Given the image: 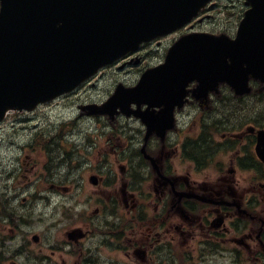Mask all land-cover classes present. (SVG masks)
Here are the masks:
<instances>
[{"label":"flooded vegetation","instance_id":"obj_1","mask_svg":"<svg viewBox=\"0 0 264 264\" xmlns=\"http://www.w3.org/2000/svg\"><path fill=\"white\" fill-rule=\"evenodd\" d=\"M225 33L235 36L234 30ZM138 54L126 56L122 65L138 68L133 73L141 76L144 58ZM251 87L237 95L225 84L207 90L190 83L183 101L174 100L164 116L165 124L174 121L173 130L164 139L153 134L146 146L142 121L128 118L141 126L137 144L110 143L115 148L110 169H101L107 158L102 161L100 153L87 185L66 189L72 227L69 240L62 241L66 257L58 264H264V83L255 80ZM92 117L116 121L115 128L127 119ZM35 145L40 164L49 168L47 139ZM19 218L5 240L20 237L25 244L13 250L11 264H21L15 257H31L29 236L34 244L42 242L27 232L31 222L22 227ZM1 221L14 223L9 216ZM75 229L81 231L72 234Z\"/></svg>","mask_w":264,"mask_h":264},{"label":"water","instance_id":"obj_2","mask_svg":"<svg viewBox=\"0 0 264 264\" xmlns=\"http://www.w3.org/2000/svg\"><path fill=\"white\" fill-rule=\"evenodd\" d=\"M0 1L2 120L9 110H32L74 90L143 42L182 28L212 0ZM245 4L249 9L236 39L202 33L182 37L165 65L146 72L136 88L120 87L107 108L161 106L181 99L193 80L225 82L244 92L251 77L264 79V0Z\"/></svg>","mask_w":264,"mask_h":264},{"label":"rangeland","instance_id":"obj_3","mask_svg":"<svg viewBox=\"0 0 264 264\" xmlns=\"http://www.w3.org/2000/svg\"><path fill=\"white\" fill-rule=\"evenodd\" d=\"M216 3L217 6L206 13L212 18L200 25L202 29L199 31L222 34L236 30L246 9L244 0H216ZM163 54L162 49L154 55H149L140 69L147 70L161 63ZM133 72H138V68H126L109 77H103L95 88H85L78 96L66 98L58 105L42 108L32 116L34 119L24 121L26 118L16 116L10 118L3 126L4 130L0 131V221L11 213L14 226L1 221L2 229L5 230L0 229V264H11L13 250L20 244H25L21 238L15 241L5 240L9 239L10 228H15L19 217L22 218V227L28 224L26 221L33 225L27 232L39 234L45 240L44 243L42 240V245L34 244L32 236H29V240L25 241L27 255L31 257H15L16 263L58 264L62 257H66L65 244L63 245L62 241L67 239L66 233L69 232V227H72L69 225L67 187L79 185L81 182H84L82 185H87L88 177L94 171L92 166L99 160L100 153L102 161L107 158L105 166L101 169H110L109 163L115 159V148L110 143H121L125 146L129 139H133L135 145L140 136L138 131L141 129L139 124L125 119L119 120V125L115 128L116 121L112 123L97 117H82L79 107L106 102L118 83H123L126 87L135 86L141 73ZM35 134L39 138L36 141ZM45 136L50 137L46 146L52 159L49 168L42 164L44 160H41L40 153L30 149H34L33 145ZM116 150L121 153L124 148L122 151ZM98 163L99 161L97 165ZM175 165L180 167L176 161ZM43 171L44 176L40 179L42 182L38 184L40 180L36 175ZM82 178L85 181H82ZM75 225L77 223L74 222L73 226ZM53 251L57 254L53 255ZM38 256L39 260L36 258Z\"/></svg>","mask_w":264,"mask_h":264}]
</instances>
